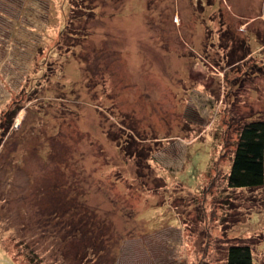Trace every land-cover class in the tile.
<instances>
[{
  "label": "rangeland",
  "instance_id": "1",
  "mask_svg": "<svg viewBox=\"0 0 264 264\" xmlns=\"http://www.w3.org/2000/svg\"><path fill=\"white\" fill-rule=\"evenodd\" d=\"M264 0H0V264H264Z\"/></svg>",
  "mask_w": 264,
  "mask_h": 264
},
{
  "label": "trees",
  "instance_id": "2",
  "mask_svg": "<svg viewBox=\"0 0 264 264\" xmlns=\"http://www.w3.org/2000/svg\"><path fill=\"white\" fill-rule=\"evenodd\" d=\"M227 186L231 189H253L264 184V121L244 123L237 133ZM226 264H253L248 244H232L226 248Z\"/></svg>",
  "mask_w": 264,
  "mask_h": 264
}]
</instances>
